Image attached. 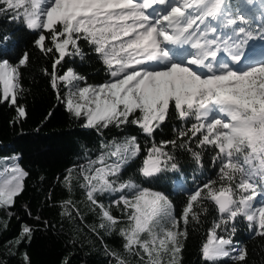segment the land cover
Wrapping results in <instances>:
<instances>
[{
    "label": "snow or ice",
    "instance_id": "1",
    "mask_svg": "<svg viewBox=\"0 0 264 264\" xmlns=\"http://www.w3.org/2000/svg\"><path fill=\"white\" fill-rule=\"evenodd\" d=\"M253 4L254 0L235 6L230 0H0V13L19 19L36 34L33 43L38 50L51 54V71L44 70L50 87L67 112L83 119L82 127L100 132L133 124L152 137L173 114L182 122L195 120L179 129L176 139L152 144L140 168L143 177L177 169L173 155L165 150L168 145L186 148L197 163L201 154L188 146L192 138L197 147L215 151L218 179L189 193L179 217L164 193L132 181L118 182L124 165L141 151L135 136L102 143L106 151L81 166L80 187L90 211L99 210L98 227L118 232L125 252L138 258L137 264H180L187 225L190 220L200 222L201 211H207L204 201H211L220 217L201 248L208 264L226 258L246 261V247H233L230 238L235 228L229 232L228 226L237 217L264 237V23H257L264 21V0L258 15L248 10ZM82 42L105 66L109 78L103 83L89 84L72 68L60 74L58 66L66 57L84 58ZM28 61L27 52L15 63L0 58V104L15 107L16 121L26 118L18 99L25 91L21 68ZM26 175L18 165L0 171V208L15 203ZM71 179V173L64 178L69 191ZM105 193H120L112 204L126 217L123 223L99 199ZM61 207V215L83 221L72 200H64ZM217 229L229 232V237ZM32 232L23 225L16 243L30 240ZM105 251L115 264H131L120 253ZM23 260L29 264L27 253Z\"/></svg>",
    "mask_w": 264,
    "mask_h": 264
},
{
    "label": "trees",
    "instance_id": "2",
    "mask_svg": "<svg viewBox=\"0 0 264 264\" xmlns=\"http://www.w3.org/2000/svg\"><path fill=\"white\" fill-rule=\"evenodd\" d=\"M230 2L234 6L240 5L238 0ZM254 10L258 15V5L251 9ZM0 38H6L0 39V58H8L15 63L22 53L29 54L27 65L21 68L25 91L18 99L26 109V118L16 121L15 107L0 104V159L15 158L27 173L24 190L15 198V203L10 208H0V264H24V253L29 257V264H63L65 260L68 264H115L114 257L106 253V248L120 253L131 264H137L138 258L125 252L124 240L118 232L109 233L98 227L101 222L97 214L99 210L90 211L85 189L80 187L84 183L80 175L81 166H87L89 160H95L102 151H106L101 149L102 143L119 142L135 136L141 151L124 165L118 182L132 181L141 188L164 193L174 205V215L179 217L189 193L210 180L218 179L219 164L213 162L215 151L207 146L197 147L196 139L192 138L188 146L201 154L197 163L186 148L168 145L165 150L173 155L172 162L177 164V169L169 167L154 177H143L140 168L152 144L176 139L177 131L190 127L195 123L194 119L182 122L173 114L152 137L146 136L133 124L120 128L112 126L100 132L82 127L83 119H76L67 112L50 87L49 76L44 70L51 71V54H42L34 45L36 34L27 30L19 19L13 20L10 13L4 12L0 13ZM81 47L85 52L84 58L66 57L58 66L60 74L72 68L86 77L89 84L106 81L109 77L103 63L83 42ZM69 173L72 177L71 191L64 183ZM119 195L105 193L99 199L106 206H111L113 215L120 217L123 223L126 217L112 204ZM68 199L79 208L83 221L61 215V203ZM203 207L207 211H201L200 222L190 220L187 225L188 235L183 241L180 264H208L202 257L201 248L209 230L220 217L211 201H204ZM23 225L33 229L32 236L30 240L24 239L17 244ZM91 227H96V231H91ZM228 227L229 232L235 228L230 238L234 246L246 247L247 258L245 262L226 258L216 264H264V237L255 235L243 217H237ZM217 232L229 237V232L221 229Z\"/></svg>",
    "mask_w": 264,
    "mask_h": 264
},
{
    "label": "rangeland",
    "instance_id": "3",
    "mask_svg": "<svg viewBox=\"0 0 264 264\" xmlns=\"http://www.w3.org/2000/svg\"><path fill=\"white\" fill-rule=\"evenodd\" d=\"M243 1L244 0H238V2L241 4V3H243ZM259 3H260V0H254V4L252 5V6H248V10L249 11H251V9L253 8V7H255L256 5H259ZM255 43V46H256V50H257V52H259V50H260V46H261V44H260V41H256V42H254ZM8 164H10L11 166L12 165H18L20 168H22L21 166H20V164L17 162V160H15V158H13V157H7V158H3V159H0V171H3V169L5 168V167H8ZM23 169V168H22ZM24 170V169H23ZM25 171V170H24ZM259 199H261V198H258L257 199V203L259 202ZM233 247H240V246H238V245H232ZM233 255H235V253H233Z\"/></svg>",
    "mask_w": 264,
    "mask_h": 264
},
{
    "label": "bare ground",
    "instance_id": "4",
    "mask_svg": "<svg viewBox=\"0 0 264 264\" xmlns=\"http://www.w3.org/2000/svg\"><path fill=\"white\" fill-rule=\"evenodd\" d=\"M244 2V1H243Z\"/></svg>",
    "mask_w": 264,
    "mask_h": 264
}]
</instances>
